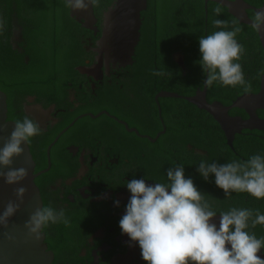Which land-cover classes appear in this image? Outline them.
I'll use <instances>...</instances> for the list:
<instances>
[{"label":"flooded vegetation","instance_id":"1","mask_svg":"<svg viewBox=\"0 0 264 264\" xmlns=\"http://www.w3.org/2000/svg\"><path fill=\"white\" fill-rule=\"evenodd\" d=\"M209 3L212 2L206 3V6ZM246 3L255 9L264 7V0L255 5ZM115 6L116 1L102 12L101 18H97L95 27L98 32L87 30L80 24L84 32L80 38L82 62L75 67L73 81L68 83L67 97L59 96L55 101L42 99L35 94L17 95L12 100L11 108L9 105L10 121L15 122L28 115L41 124L42 134L34 138L29 146L36 165L35 174L48 170L35 181L41 191L44 206L62 208L66 216L75 215L84 219L71 244L58 259L54 251L50 250V245L57 239V232L54 226L47 230L46 244L55 254L54 264H146L138 244L130 246L129 238L122 235L119 227L131 196L125 182L146 177L153 180H146L149 184L167 182L166 177L154 176L152 172L144 170L149 160V151L156 148L160 140L171 131L164 116V108L172 111L173 105L166 102L171 98L159 95L177 94L171 90L178 83L179 70L186 78L194 74L183 52L177 50L174 24L157 14L156 8L152 9L149 2L147 10L141 15L140 41L133 64L122 66L109 62L101 42L105 29L104 15ZM247 14L251 20L255 11L248 9ZM257 36L260 40L259 34ZM10 41L15 50L21 55L25 54L24 33L17 19ZM146 47H156L159 51L156 62L151 66L139 63ZM248 54L252 53L245 52L244 55ZM168 56L170 62L167 61ZM180 57L184 66L180 64ZM255 61L256 57L252 55L250 59L244 60L242 57L240 62L246 70L256 69L250 63ZM147 68L151 75L153 70H165L169 75H152L149 87L155 91L154 97H135L132 84ZM204 89L199 87L189 97L196 96ZM116 93H124L126 97L113 100V104L98 113L92 112L97 110L103 97H112ZM101 113L109 115L90 117ZM257 115L264 121V110H258ZM230 116L249 119L243 110ZM212 129L204 130L208 132ZM146 143L149 145L145 148ZM188 150L190 157L208 156L207 151L193 146H188ZM195 170L193 167L191 173ZM117 200L119 207L114 203Z\"/></svg>","mask_w":264,"mask_h":264},{"label":"clouds","instance_id":"2","mask_svg":"<svg viewBox=\"0 0 264 264\" xmlns=\"http://www.w3.org/2000/svg\"><path fill=\"white\" fill-rule=\"evenodd\" d=\"M62 3L73 13H79L98 6L100 0H62ZM215 11L221 14L220 8ZM213 25L217 30L199 38L198 63L206 77L201 85L205 89L239 87L250 92L251 83L240 62L245 54L237 39L243 31L240 23L216 19ZM250 28L264 34V8L252 16ZM4 30L5 22L0 17V35ZM152 75L164 77L169 73L153 70ZM256 78L264 79V69ZM42 131L39 121L24 115L15 120L10 135L0 144V181L14 189V198L0 210V228H7L25 203L28 189L23 185L29 171L24 166L16 167L15 163L25 155V146ZM196 171L205 182H214L223 191L225 201L231 200L233 194L264 201V152L244 161L219 163L201 159ZM166 178L167 182L152 184L146 182L153 181L148 177L125 182L131 196L119 227L122 235L129 238L130 246L138 244L146 264H264L261 255L264 236L258 237L254 231L258 226L264 227V213L258 208L237 206L221 209L218 198L202 193L194 180L186 177L182 164L169 167ZM114 203L119 207L118 200ZM59 224L70 226L65 210L49 205L33 210L23 226L29 237L39 240L48 229Z\"/></svg>","mask_w":264,"mask_h":264},{"label":"trees","instance_id":"3","mask_svg":"<svg viewBox=\"0 0 264 264\" xmlns=\"http://www.w3.org/2000/svg\"><path fill=\"white\" fill-rule=\"evenodd\" d=\"M244 1L254 5L261 2ZM114 2L115 0H100V4L94 7L96 17L101 18L102 12ZM148 2L152 9L156 8L157 14L174 24L177 50L183 52L186 63L194 71L191 78H186L179 70L178 83L171 91L183 97L194 95L199 87L203 88L201 84L205 79V74L198 63L200 36L205 35V32L208 35L217 30L213 25L216 19L225 20L229 24L237 19L219 4L209 3L206 6L205 0H148ZM217 8L221 9L220 15L216 14ZM0 17H3L5 22V30L3 35H0V90L7 94L10 108L13 98L17 95L35 94L42 99L49 98L55 101L59 96L67 97L68 83L73 81L75 67L82 62L83 47L80 38L81 34H84L81 25L71 17L70 9L62 0H0ZM15 19L24 33L26 44L24 55L15 50L10 41ZM240 25L243 31L237 39L244 46L245 52L252 53L244 55L243 59H250L252 55L256 57L255 62H250L256 69H243L246 79L251 83V91L246 93L239 87L226 89L213 86L208 89L209 103L218 101L228 107L241 96L256 94L261 89L262 79L256 77L257 73L264 69V49L256 32L249 26L241 23ZM158 54L156 47H146L139 58V63L151 66L156 62ZM170 60L168 56L167 61ZM152 80L151 71L147 68L132 84L135 97H154L155 91H151L149 87ZM121 97L126 96L124 93H116L112 97H103L97 110L92 112H100L107 105L113 104V100ZM166 102L173 105L170 112L164 108L166 124L171 131L160 140L156 148L149 151V160L144 170L152 172L154 176L162 175L165 178L169 167L182 164L186 177H191L202 193L218 198L221 209L237 206L258 208L264 213V201H256L246 194H233L231 200L225 201L223 191L218 189L214 182H205L196 170L191 173V169L196 168L201 159L226 163L232 160L244 161L251 155L264 152V132L247 130L245 135H237L232 149L228 146L220 125L206 111L200 110L185 99L171 98ZM237 112L239 110L234 109L230 114L235 115ZM8 116L11 120L10 111ZM210 127L213 128L212 131L204 130ZM148 145L149 143H146L144 147ZM188 146L205 150L208 156L190 157ZM67 217L70 226L63 224L54 226L57 239L50 245V250L54 251L57 259L71 244L72 238L81 228L80 225L84 223L80 216ZM254 231L258 237L264 236V227L258 226Z\"/></svg>","mask_w":264,"mask_h":264},{"label":"water","instance_id":"4","mask_svg":"<svg viewBox=\"0 0 264 264\" xmlns=\"http://www.w3.org/2000/svg\"><path fill=\"white\" fill-rule=\"evenodd\" d=\"M116 6L110 9L105 15V29L101 46L107 52L108 61L114 64L128 66L133 64L136 47L140 41V29L142 25L141 15L147 10L148 0H115ZM228 9L229 14L235 17L240 23L250 26L251 20L247 10L252 8L244 0H237V3H229V0H206ZM264 8V7H263ZM74 18L83 28L98 32L95 27L98 19L95 15L94 7L87 12L73 13ZM262 47L264 49V34H259ZM180 64L184 66L182 57ZM159 97L185 99L187 102L197 106L200 110L206 111L221 127L225 133L228 146L233 149L237 135H241L244 130L264 131V121L259 119L258 110H264V79L261 81V89L257 94H245L238 98L231 106H224L217 102L210 104L207 101V89L199 91L194 97H181L178 94L162 93ZM243 110L249 115L248 120L233 118L230 111ZM9 105L7 94L0 90V144L10 135L14 122L9 120ZM90 115L91 118H98ZM16 167H27L29 175L24 182L28 193L21 212L10 222L7 228H0V264H54L55 254L49 250L46 244V235L41 239L29 237L24 229V221L28 215L38 207L44 206L41 191L36 184V179L47 171L35 174L36 165L29 145L25 146V155L15 163ZM14 189L4 185L0 181V210L4 204L13 199ZM215 223L219 225V216L215 218ZM11 237V239H9ZM264 256V251L261 253Z\"/></svg>","mask_w":264,"mask_h":264}]
</instances>
